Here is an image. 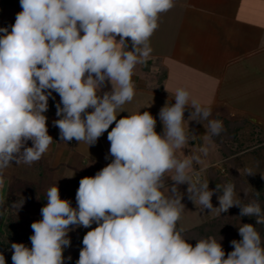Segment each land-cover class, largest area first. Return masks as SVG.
Returning <instances> with one entry per match:
<instances>
[{"label": "clouds", "instance_id": "9594fccd", "mask_svg": "<svg viewBox=\"0 0 264 264\" xmlns=\"http://www.w3.org/2000/svg\"><path fill=\"white\" fill-rule=\"evenodd\" d=\"M19 3L22 11L11 30L0 28V184L13 161L31 165L48 151L53 138L45 113L53 92L60 97L54 121L60 139L89 147L107 132L112 160L94 176L81 178L76 207L61 199L57 184L47 189L42 218L31 224V247L12 243V264H65L68 233L78 227L91 230L83 236L76 264H264L255 228L264 225L260 203H241L232 183L210 189L194 167L208 155L207 141L224 130L212 109L177 88L175 103L166 101L158 113L163 125L158 133L149 111L129 113L125 107L136 94L134 70L147 63L160 16L175 0ZM122 112L128 115L117 119ZM189 121H207L206 141L185 155L182 150L196 137ZM246 173L256 174L251 168ZM183 184L187 198L202 211L221 214L236 206L240 217L255 218V225L238 227L241 239L231 241L234 250L226 254L212 237L195 239L193 246L177 228L185 208ZM217 192L219 206L214 207ZM23 203L13 206L18 210ZM0 264H6L3 254Z\"/></svg>", "mask_w": 264, "mask_h": 264}, {"label": "crops", "instance_id": "0c3cea01", "mask_svg": "<svg viewBox=\"0 0 264 264\" xmlns=\"http://www.w3.org/2000/svg\"><path fill=\"white\" fill-rule=\"evenodd\" d=\"M19 4V0H0V28L11 30L16 14L22 11ZM150 45L153 51L147 63L137 65L134 70L135 97L125 107L129 113L149 111L157 119L158 133L163 131L158 113L166 101L175 103L177 88L188 90L191 98L210 107L216 118L249 117L264 123V0H175V6L160 16ZM110 88L108 85L104 90ZM59 101V95L53 92L45 113L52 144L39 161L21 165L17 176L36 181L41 193L57 184L65 190L72 207H76L81 178L94 176L111 162L110 142L107 132L89 147L75 139L63 142L54 125L59 118L56 115ZM190 111L184 113L186 120ZM127 115L122 112L117 119ZM187 127L186 122V130ZM206 127L207 121H189V129L196 137L182 150L185 155L205 143ZM207 144L212 147L213 140ZM27 146H32L31 141ZM211 153L209 149L202 164ZM178 155L182 157L183 153ZM199 164L194 167L200 177L204 170ZM164 191L167 194V188ZM39 219L37 214L36 220ZM96 226L93 223L92 228ZM89 230L75 228V241L67 247L72 257L79 256L83 236Z\"/></svg>", "mask_w": 264, "mask_h": 264}, {"label": "trees", "instance_id": "16d2710c", "mask_svg": "<svg viewBox=\"0 0 264 264\" xmlns=\"http://www.w3.org/2000/svg\"><path fill=\"white\" fill-rule=\"evenodd\" d=\"M246 122L253 123L255 127H259L264 132V126L255 119L249 117L228 118L223 121L224 130L220 135L213 137V140L219 144L226 161L222 166L223 171L219 169L209 176V187L215 189L216 184L224 185L232 183L240 193L241 203L247 204L249 201L256 200L260 203L262 209H264V185L251 191L242 176L233 171L229 165L234 163L235 159L233 156L241 149V143L238 141L237 134ZM257 140L262 142L264 141V137L259 135ZM58 188L61 199H66L65 190L59 186ZM216 194L219 195L220 193L217 192ZM46 199V193L39 191L36 181L28 178H15L14 182L7 189L8 210L2 212L0 209V253L11 248V244L17 240L23 241L29 239L30 235L23 226L24 221L21 218V213H41V208L47 203ZM21 200L24 203L17 210L13 204ZM239 221H241V224L248 223L255 225L254 217H240V209L236 208L210 218L191 229L183 230V235L190 240L189 242L193 246L196 243L195 239L215 238L221 243L227 254L234 250L231 241L241 239L238 233V227L241 226ZM4 227H8L7 231ZM177 228L181 229L178 223ZM255 228L260 234L262 246H264V225L257 224ZM8 233L11 234L10 238L7 236Z\"/></svg>", "mask_w": 264, "mask_h": 264}, {"label": "rangeland", "instance_id": "374dc122", "mask_svg": "<svg viewBox=\"0 0 264 264\" xmlns=\"http://www.w3.org/2000/svg\"><path fill=\"white\" fill-rule=\"evenodd\" d=\"M212 118L221 120L223 122L225 119H228L229 116L221 115L220 117L218 116V118H216V116L212 115ZM259 123H261L262 126H264V123L262 122H259ZM259 135L264 137L263 130L260 129L259 127H255L253 123L251 122H246V124L242 126V128L239 130L237 134L238 141L239 143H241V149H239L238 152L235 153V155L233 156V158L235 159L234 163L229 164L233 171H236L238 174L242 176L243 180L246 182V184H248V188L251 191H254L258 187L264 185V141L260 142L257 140ZM211 145H213L212 146L213 148L210 146L211 148L209 147V149L212 150V153L209 154L204 164H202V162H200L199 164V166L202 167L204 170V173L202 174V176L199 177L201 181H209L208 180L209 176L214 174L215 171L219 169L223 171L222 166H223V163L226 161L222 151L220 150L219 144H217V142L213 140V144ZM21 165H23V163L16 165V163L13 161L12 165H9V167L4 170L3 182L5 181V185H3V183L0 184V200L3 201V203H0V209L2 210V212L8 210L7 189L12 184V182H14L15 180L14 179L12 181V178L16 177L17 175H20ZM248 168H251L253 172H255L256 174L247 175L246 170ZM187 187H188L187 184H183L179 186V190L181 191V193H184L182 203L184 204L185 208L181 214V218L178 221V224L180 228L183 230L191 229L207 221L208 219L219 215L216 210H213L210 212V210L205 209L204 211H202L198 203L194 204L191 200H189L186 194ZM235 191L237 193V199L240 200V193L238 189L237 190L235 189ZM217 196L218 195L215 194L212 197V204L214 207L219 206ZM236 208L238 207L233 206L228 211H232L233 209H236ZM37 214H40V219H41L42 218L41 213H31L30 217L27 214L21 213V216H22L21 218L24 221L23 226L28 231V234L30 236L33 234L31 224L35 221H38L36 220ZM239 222L241 224V221ZM4 224L5 226H7L6 223ZM4 228L7 231L8 227H4ZM75 232L76 231L74 228V230L68 233V236L71 240V245H73V242L75 241V238H74ZM7 236L10 238L11 234L8 233ZM14 243H23L26 246L31 247L30 240L29 241L17 240ZM81 248L78 250V255H79ZM69 250L70 249L66 248L63 253L65 257V264H76V261L78 260L79 256L72 257L70 255L72 254L71 250L70 251ZM0 254L4 255L6 264H12V259H11L12 249L11 248L4 250ZM68 257H71V259L68 260L67 259Z\"/></svg>", "mask_w": 264, "mask_h": 264}]
</instances>
